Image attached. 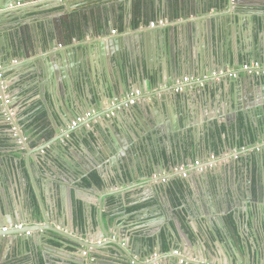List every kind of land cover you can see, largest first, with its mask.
Instances as JSON below:
<instances>
[{
  "label": "crops",
  "instance_id": "obj_1",
  "mask_svg": "<svg viewBox=\"0 0 264 264\" xmlns=\"http://www.w3.org/2000/svg\"><path fill=\"white\" fill-rule=\"evenodd\" d=\"M53 1L26 0L24 3H27L29 7L25 9L24 15L29 17L28 19H21L20 17L15 19L20 12L0 14V21H2L0 26V48H4L3 50L0 49V74L2 76L1 80L5 84L3 91L11 101L9 109L15 113V123L18 125L22 141L26 143L27 147V149L23 148L17 138L8 137L7 130H11L12 126L0 132L2 136L9 138L10 147H15L0 151V166H6L8 172L7 161L11 164L12 160L18 159L22 169V180H20L19 184L22 190L20 189L19 195H17L22 202L21 207H24L23 211L33 208L32 202H34V207L36 208L33 209H37V212H39L35 194V191H37L50 220H56L59 216V213L55 210L56 204H54L51 197L52 193L49 190L55 189L60 182L55 176H49L47 180L43 179L37 164L38 155L45 156L47 152L55 153L58 151L63 156V150L70 149L74 155H77V160L70 162L74 168L75 165L81 166L82 162L90 167L92 176L96 175L101 181V177L110 178L108 174L112 167L108 164V160L102 158L98 166L93 165L90 161L93 153L91 146L85 143L86 154L80 152V147L76 143L78 135L76 132L71 134V139L68 136L57 139L60 135L54 137V134L52 136L48 134L51 132L50 119L52 117L51 120L55 123L60 110L58 106L52 108L46 105V102L48 103L49 101L48 94H46L47 101L39 94V85L42 82L41 76L36 72V68L40 66L39 58L41 57V62L46 68L52 69L57 66L56 59H49L53 57L50 54L56 53L63 47L55 42L52 45L43 44L41 47H37V45L40 44L41 40H45L47 33L51 28H54V20L56 21L60 16L65 15V10L62 6L68 3L74 6V9L70 8L68 24H63L64 31L69 32L68 35H64L66 48L77 51L78 55L76 58L83 64L82 66H85L86 62L92 59L91 45L97 41H106L118 35H132V37H129V43H131L134 58H142L143 52L142 48H140V43L137 40L138 45H136L133 38L137 35L135 38L138 39L139 34L137 33L149 32L154 34V37L151 36L149 39L150 46L149 43L147 45L146 59L149 60V71L164 78V82L159 85L149 83L146 89L143 87L138 88L135 93L139 92V95H137L134 105L127 104L123 108H118L116 111L103 116L101 115L102 112L111 110L116 104L115 100L106 101L102 108L97 106L95 92H98V87L94 84L93 76L90 81L88 80L89 85H91V88H89L91 96H88L87 91H84L85 89L81 84L77 85L73 97L74 100L72 101L75 102L74 109H76L78 118L72 120L70 125L74 122L76 127L79 123L93 117L95 119L91 122V125L92 128L93 126L96 128L98 123L103 124L104 119L115 122L113 118L118 116L120 122L116 124L117 127L115 125L117 128L115 129L119 134L117 137L119 142L126 147L129 146L130 141H136L139 145L142 143L141 138L134 131V125L139 120L142 121L148 131L150 124L152 125V130L149 133L151 135L154 134V140L151 141L154 142V145L151 147L154 148L159 145L160 151H164L166 154V161L163 166L154 151V159L157 165L156 172L158 174L153 173L152 179L154 177L166 178L164 184L161 181L156 184L166 188V193L174 209L169 208V204L165 202L166 199L156 192L154 184L148 187L134 184L132 188H125L124 184H119L115 180H108L107 184L102 182L103 188L101 189L92 187L94 192H80L81 197L87 202L88 206H95L92 209V219L94 221L97 220V197L108 194L107 188H110L111 193L118 191L116 195L106 197L108 208L102 211V216L104 221L109 218L110 221L118 224L121 237H126L129 233V236H132L131 241H143L146 236L150 237L156 232L155 228L159 224V229L162 228V233H165L166 236L164 242L167 252H162L161 249L160 255L156 258L160 259L158 264H165V258L170 255L172 246L168 244L169 237L167 231L165 232L164 230V224L171 222L174 231L180 238V241H174V251H178L181 257L187 258L190 262L208 264L207 259L201 262V254L197 250V245H195L197 240L194 237L189 240L186 239L185 234L180 230L179 222H182L187 227L189 219L190 224L195 229H198L204 221H210L211 217L223 219L224 221L227 216L230 217L226 197L231 191L238 188L237 185H240L241 191H246L248 177L245 173L243 174V171L234 170L231 172L228 171V168H235L238 161L246 166L247 159L245 158L248 156L249 160L253 161V165H256L252 166V172H254L253 180L262 179V183L264 181V129L262 130V135L258 136V142L255 143L254 138L252 143H248L247 134L244 130L246 127L245 115L238 116V127L232 121L229 122L228 126L223 124L232 113L236 112L237 104L240 106L241 101H245L249 110L252 103H256L254 101L256 87L252 85V90L248 91L241 80H236L237 76L240 79L244 77L246 72L252 76V79L261 77L254 72L250 73L243 69L245 65L256 63L246 58L241 59L240 63H238V51L241 50V45L238 47L233 36L229 42L225 36L227 33L223 31L220 33L218 29L219 17L216 11H211L210 15L206 17H198L196 13V16H192V10L188 9L182 18L178 15L176 4L172 3L169 7H174L173 14L172 11L167 14V16H171H160L155 20L149 21L145 26V23L140 19L141 6L135 0L134 2L132 0L131 9L128 6V0ZM190 1H196L195 3H197V0H182V3L188 4ZM260 1L264 4V0ZM259 9L263 11L264 15V8L259 7ZM252 12H255V10ZM134 21H138L136 28L133 27ZM159 22H162L163 25H160ZM153 23L155 25L151 27L150 24ZM112 31H116L115 34H112ZM16 47L23 48L24 52L28 51V58L19 57L16 52L14 58H10V50L14 48L16 51ZM26 47L27 49L25 50ZM242 47H246V45ZM250 48L251 44H248V49ZM259 66L264 68V66ZM175 68L183 69L184 74L175 78ZM149 71H146V75ZM230 77L233 81L229 80ZM186 78L187 80H184ZM221 86L224 87V90H221ZM258 93L264 96L262 91ZM59 96L61 98L63 95ZM129 96H127V101L130 99ZM141 96H144L143 102L138 101V97ZM90 101L94 103V108L91 106ZM59 105L62 110L68 106L61 99ZM137 105L143 110L141 114L133 112ZM147 108L148 111L146 110ZM3 111L0 108V114ZM250 113L252 118L248 126L252 131V121L256 124L261 122L254 118L255 113L253 111ZM79 119L85 120L78 121ZM7 123L5 116L0 115V128L9 125ZM120 124H122V129H119ZM71 127L69 126V129H72ZM33 128L39 132L32 135ZM158 128H163V135L166 132L168 135L167 139H160L161 134L156 132ZM89 129L90 127L87 126L86 130L89 131ZM258 132L261 134L260 129ZM216 138L219 143L213 144L212 153L207 152L204 147H202L199 155L189 152L192 142L203 146V144H211L212 139L216 142ZM40 145L44 149L34 153L41 147ZM18 147L21 148L18 149ZM171 149L174 151L175 158L172 157ZM253 149H256V155L250 159ZM26 151L29 153L26 154ZM30 153H34L32 160L26 163L24 157ZM177 154L179 156L178 160H176ZM64 156L66 157V155ZM259 159L263 161L262 166L258 164ZM196 163L205 166L200 170H195L199 166L195 165ZM261 167L262 170H259ZM97 169H100L99 172ZM0 174L2 175V177L0 175V200L3 205L6 204L5 206H7V204L13 202L15 197L13 192V197L9 192L12 180H10V177L3 176L1 168ZM86 180L90 179L85 178L84 181ZM24 183L26 186H23ZM251 185L253 186V191H255L254 184L252 183ZM13 187L12 184V190ZM69 189L71 190L73 204V227L68 225V228L71 229L73 237L87 243V240H85V237H87L86 232L81 229L75 219L76 206H80L82 210V203L74 197L73 188L69 186ZM120 191L124 192L120 194ZM177 191L181 193L180 198ZM109 199H114L115 201L109 204ZM123 199L130 206L129 209L135 207L127 211V213L131 214V217L127 220L126 217L116 214L124 209ZM250 206L252 208L258 206L260 211L257 215L258 221H264V200L251 202ZM141 211L145 214L141 215ZM61 212L63 213V209H61ZM83 218V221H90L88 213H83ZM125 221H127L126 224ZM158 221H162V223ZM204 242L207 243V241ZM130 246L133 248L134 243ZM16 249V246L15 251L14 248L10 249L8 254L10 258L12 256L18 258L17 262L21 261L19 257L25 258L26 261L30 259V255L26 254L25 251L19 252ZM84 251L86 252V249ZM259 251H261L262 258H264V236L260 238ZM7 252L4 253L7 254ZM72 252L73 250L71 249H67L65 252H51L49 257L55 259L52 264L83 260L84 254L82 252L80 255H73ZM3 256L5 255L3 254ZM98 256L99 258H90V261L94 264H117V260L113 256H104L103 252H98ZM59 260L61 261L59 262ZM180 262L182 263V261Z\"/></svg>",
  "mask_w": 264,
  "mask_h": 264
},
{
  "label": "water",
  "instance_id": "obj_2",
  "mask_svg": "<svg viewBox=\"0 0 264 264\" xmlns=\"http://www.w3.org/2000/svg\"><path fill=\"white\" fill-rule=\"evenodd\" d=\"M56 1L57 0H54L53 2ZM24 2H26V0H0V14L20 12L15 19L19 17L21 19H28L29 17L24 15V12L29 6L24 8H10L11 5ZM135 2L141 6L140 19L145 23V26L149 21L155 20L163 15L167 16L170 11H172L173 14L174 7H169L172 3L176 4L178 15L182 18L188 9H190V11L192 10V16H196V13L198 17H206L210 15L211 11H216L219 17L218 29L220 33H222V31L226 32L227 35H224L229 42L232 40L233 36L238 47L241 45V50L238 51V63H240L241 59L246 58L249 61L264 66V15L263 11L259 9V7L264 8V4L261 3L262 1L260 0H197V3H195L196 1H190L188 4H183L182 0H135ZM128 3L131 9L132 0H128ZM62 7L65 10V15L60 16L56 21L54 20V28H51L46 35V39L41 40L40 44L37 45V47H41L43 44L52 45L55 42L57 45L63 47V49L56 51V53L50 54L53 57L49 59H56L57 66H54L52 69L46 68L41 62V57L39 58L40 66L36 68V72L41 76L42 82L41 85H39V94L43 96L45 101H47L46 94H48L49 101L48 103L46 102V105L52 108L58 106L60 110L58 119L55 120V123L52 122L51 117V132L48 134L51 136L54 134V137L60 135L57 139L64 138L65 136L71 139V134L76 132V134H78L76 143L80 147V152L86 154L85 143L91 146L93 157L91 156L90 161L93 165L98 166L102 158H104L108 160V164L112 167L108 174L110 178L101 177L104 184H107L108 180H115L119 182V184H124L125 188H132L134 184H141V186L147 187L154 184L156 192L166 199L165 202L169 204V208L174 210L173 204L166 193V188L159 185L157 186L156 184L161 180H166V178L155 177L152 179L153 173L158 174L156 172L157 165L154 159V151L157 153L163 166L166 161V154L164 151H160L159 145L154 148L151 147L154 145V142H151L154 140V134L151 135L149 133V131L152 130L151 124L148 131L142 121L139 120L137 124L134 125V131H136L138 137L141 138L142 143L139 145L136 141H130L128 147L119 142V138L117 137L119 134L116 131V124L120 122L118 116L113 118L115 122L104 119L103 124L101 125L98 123L96 128H94V126L92 128L91 122L95 119L92 117L85 122L79 123L75 128L69 129L70 122L78 118L75 111L76 109H74L75 102L72 101L74 100L73 97L77 85L81 84L85 89L84 91H87L88 96H91L89 92L91 91L89 89L91 85H89L88 80L90 81L92 76L94 77V84L98 87V89L96 88L98 92H95L97 106L102 108L103 104L108 100H115L116 102L111 110L103 111L101 114L102 116L126 106L128 104L127 96L134 94L138 88L143 87L146 89L149 83L159 85L164 82L163 76L153 74V72L149 71V60L146 59L148 51L147 45L151 36L154 37V34L149 32L137 33L139 34L138 39L135 38L137 35L134 36L133 39L136 45H138V40L140 48H142V58H134L133 49L131 43H129V37H132V35H118L106 41H97L91 45L90 50L92 59L86 62L85 66H82L83 64L76 58L78 55L77 51L75 49L66 48L64 36L65 34L68 35L69 32L64 31L63 24H68V14L71 11L70 8L74 9V6L66 3ZM253 10H255V12H252ZM1 25L2 21H0V26ZM248 44H251L250 49H248ZM244 45H246V47H242ZM0 49L3 50L4 48ZM26 49L27 47L25 50ZM15 52L19 57L24 56L28 58V51L24 52L23 48L20 47H16V51L14 48L10 50V58H14ZM146 71H149L147 75ZM182 74H184L183 69L175 68V78ZM229 80L233 81L231 77ZM236 80H241L243 86L247 88L248 91L252 90V85L256 87L255 98L253 97L256 103L253 102L249 110L245 101H241L240 106L237 104L236 112L232 113L223 124L228 126L229 122L232 121L234 125L238 127V116L245 115L246 127L244 130L247 134L246 138L249 142V140H251V135H254L256 143L259 139L258 136L262 135V130L264 129V96L258 93L260 91L264 93V76L252 79V76L246 72L244 77L240 79V77L237 76ZM4 85L5 84L0 79L1 96L4 95ZM222 89L224 90V87L221 86V90ZM59 95L63 96L60 98ZM60 99L68 105L64 107V110H62V107L59 105ZM86 99L88 100L87 96ZM143 99L144 96L138 97V101L140 100L143 102ZM90 103L94 108V103L92 101H90ZM0 108L7 113L8 108L3 104V100H0ZM146 110L148 111V108ZM141 111L143 112L139 105L133 110V112L137 114H141ZM252 111L255 113L254 118H257V121L259 120L262 124H256L252 121L251 125L253 126V130L251 131L248 125L252 118V114L250 113ZM0 115H3V113ZM7 124L18 128V125L13 120ZM87 126L90 127L89 131L86 130ZM121 126L122 124H120L119 129L123 128ZM157 126L160 127L159 124H157ZM259 129L261 134L258 132ZM7 132L9 138H17L22 147L27 149L26 143L22 141V136L19 131L16 136L13 134L12 130H7ZM38 132V130L33 128V135ZM156 132L161 134L160 139L163 138L165 140L168 138L166 132H164L163 135V128H158ZM102 137L105 141H102ZM215 143H219L217 138L216 142L212 139L211 144H203V146L196 144V142H192L189 152H194L199 155L202 147H204L207 152L212 153L213 144ZM40 146L41 147L34 153L44 149L42 145ZM20 148L21 147H18V149ZM170 152L172 157L175 158L174 151L171 149ZM28 153L29 152L26 151V154ZM34 153H30L24 157L26 163L32 160V155ZM63 154L66 155V157L64 155L62 156L58 151L55 153L47 152L45 156L38 155L37 157V164L41 170L43 179L47 180L49 176H55L60 182L55 189L49 190V192L51 191L52 193L51 197L54 204H56L55 210L59 213L56 220H50L37 191H35V194L39 205V212L36 213L35 209L32 207L29 208L30 210L23 211L24 207H21L22 202L18 196L20 189L22 190L19 185L20 180H22V169L18 159L15 161L12 160L11 164L7 161L10 180L12 179V184L14 186L12 190V184L10 185L11 188L9 192L11 195L13 192L15 197L13 202H10L7 206H5L6 204L3 205V202L0 200V228L18 223L23 224V227L18 231L9 230L5 233L0 232V251L6 253L8 250L7 254L4 253L5 257L8 256L10 249L14 248L15 251L16 246V250L19 252L25 251L26 254L30 255L32 264H52L55 259L49 257L51 252H65L70 248L73 250V255H80L82 252L84 258L82 261L72 260L69 263L64 262L63 264H94L90 261V258H99L98 252H103L104 256H113L117 260V264H158L160 259L156 257L160 255V236L163 232L162 228L159 229V224L155 228L156 232L152 236L150 235V237L146 236L143 241H131L132 236H129V233L126 237H121L118 224L110 221L109 218H106L104 221L102 216V211L108 208L106 197L109 195H116L118 192L115 191V193H111L110 188L106 189L108 194L97 197V220L94 221V219H92V209L95 206H88L80 193L81 191L94 192L92 186L86 187L84 183L85 178L91 179L92 177L90 167L81 162V166L75 165L74 168L70 162L77 160V155H74L73 151L70 149L63 150ZM68 154H70L71 157L68 156ZM254 155H256V149L251 151L250 159H252ZM178 157L177 154L176 160H178ZM245 159H247L246 166L238 161L235 168H228V171L231 172L234 170L243 171V174L245 173L248 177L246 191H241L240 185H237L238 188L231 191L226 197L228 200L227 205L228 211L230 210V217L227 216L225 221L223 219L211 217L210 221H204L198 229H195V227L190 224L189 219L187 221V227L184 226L182 222H179L180 230L185 234L186 239L189 240L191 237H194L197 240L195 245H197V250L201 254V262L207 259L208 264H264V258H262L261 251H259L260 238L264 236V221H258L257 215L260 212L258 206L255 208L250 206L251 202L264 200V186L262 179L253 180L252 176L254 172H252V166L255 164L253 165V161L249 160V156ZM258 164L262 166V159H259ZM204 166L205 165H199L195 170H200ZM5 170L6 166H2L1 171ZM99 170L100 169H97L98 172ZM259 170H262V167ZM103 174L104 172L102 176ZM112 177H114V179H112ZM252 183L254 184L255 191H253ZM23 186H26V184L24 183ZM69 186L73 188L76 200L82 203V212L90 215V221H84V228L82 229L86 232L87 237H85V240H87V243L79 238L73 237L71 229L68 228V225L73 227V204ZM122 192L124 191H120L119 193L122 194ZM177 194L180 198L181 193L177 191ZM123 201L124 209L116 214L126 217L127 220L131 217V214L127 213L130 206L125 199H123ZM61 209H63V213ZM141 212V215L145 214L143 211ZM126 222L127 221H125V224ZM158 222L162 223V221ZM164 230L165 232L167 231L169 244L172 246L170 255L165 258V264H199L188 261L187 258L181 257L180 254H178V256L172 255L174 251V241H180V238L174 231L171 222L164 224ZM147 238H154L155 246L153 251L149 250L144 241ZM204 241H207V243ZM132 243H134L133 248L130 246ZM192 247L194 246L192 245ZM85 249L86 252L84 251ZM60 261L61 260H59V262ZM180 261H182V263H179Z\"/></svg>",
  "mask_w": 264,
  "mask_h": 264
},
{
  "label": "built area",
  "instance_id": "obj_3",
  "mask_svg": "<svg viewBox=\"0 0 264 264\" xmlns=\"http://www.w3.org/2000/svg\"><path fill=\"white\" fill-rule=\"evenodd\" d=\"M28 4L27 3H17V4H15V5H11L10 6V8L11 9H13V8H24V7H26ZM159 24L160 25H163V23L162 22H159ZM154 23L153 24H150V26L151 27H154ZM115 32L116 31H112L111 33L112 34H115ZM244 70H246V71H249L250 73H252V72H254V73H256L257 74V76H264V68H261L259 65H257V64H250V65H245L244 66V68H243ZM1 74H0V79H1ZM184 80H187V79H184ZM178 89H180V88H178ZM4 90V89H3ZM181 90V89H180ZM176 91H178L177 89H176ZM3 93H4V91H3ZM137 95H139V92H136L135 94H131L130 96H129V98L130 99H128V104H130V105H134L135 104V102H136V97H137ZM0 100H3V104L5 105V106H7V108H8V111H7V113H5L4 111H3V115L5 116V119H6V121L9 123L11 120H13V121H15V113H14V111H12L11 109H9V106H10V99H9V97H7V95H5V93H4V95H0ZM83 120H85V119H79L78 121H83ZM75 125H76V123H72L70 126H72L71 128H73V127H75ZM11 130H12V132H13V134L16 136L17 135V132H18V128H16V127H13L12 126V128H11ZM195 165H200L199 163H196ZM155 178V177H154ZM161 182L162 183H165L166 182V180H161ZM22 227H23V224H21V223H18V224H15V225H9V226H3V227H1L0 228V232H3V233H5V232H7V231H9V230H21L22 229ZM178 254H179V252L178 251H173L172 252V255H174V256H178ZM181 263V262H180Z\"/></svg>",
  "mask_w": 264,
  "mask_h": 264
},
{
  "label": "trees",
  "instance_id": "obj_4",
  "mask_svg": "<svg viewBox=\"0 0 264 264\" xmlns=\"http://www.w3.org/2000/svg\"><path fill=\"white\" fill-rule=\"evenodd\" d=\"M137 26H138V21H134L133 22V27L136 28ZM10 127H11L10 125H6L3 128H0V132L9 129ZM37 138H38V136H37ZM254 138H255L254 135H251V140H249L248 143H250V142L252 143V141L254 140ZM8 139H9L8 137L2 136L1 133H0V151L5 150V149H10V148H15L14 146L13 147H10V145L8 143ZM18 155H20V154H18ZM84 183H85V186L86 187H91L92 186V187H97L99 189L103 188L102 181L96 175L92 176V178L90 180L84 181ZM113 201H115V200L114 199H109V204H111ZM32 203H33L32 204L33 205V208H36V207H34L35 206L34 202H32ZM134 208H130V209H128V211L129 210H132ZM35 211H36V213H38L37 212V209H35ZM75 219L77 220L76 222L80 225L81 229H83L84 228V223H85L83 221L84 220V218H83V212L80 209V206H78V205L76 206V210H75ZM160 240H161V249H162V252H167V247H166L165 242H164L166 240L165 233H162L161 234ZM144 241L146 242L149 250L150 251H153L154 250V246H155L154 245V238H147ZM18 264H23V262H19Z\"/></svg>",
  "mask_w": 264,
  "mask_h": 264
},
{
  "label": "flooded vegetation",
  "instance_id": "obj_5",
  "mask_svg": "<svg viewBox=\"0 0 264 264\" xmlns=\"http://www.w3.org/2000/svg\"><path fill=\"white\" fill-rule=\"evenodd\" d=\"M2 166H4V165H2ZM2 166H0L1 169H2ZM2 172H3V176L5 174V176L10 177V174L8 173L9 171L7 172V167H6V170L5 171H2ZM263 186H264V181H263ZM3 254L4 253H0V264H18L19 263V261L17 262V260H19L18 258L14 257V256L12 258H10L9 256H6L5 257V256H3ZM19 258H20L21 261H23V264H24V262H25V264H32L31 263V261H32L31 260V257L27 261L23 257H19Z\"/></svg>",
  "mask_w": 264,
  "mask_h": 264
},
{
  "label": "bare ground",
  "instance_id": "obj_6",
  "mask_svg": "<svg viewBox=\"0 0 264 264\" xmlns=\"http://www.w3.org/2000/svg\"><path fill=\"white\" fill-rule=\"evenodd\" d=\"M187 79V78H186ZM237 127V126H236ZM241 138V137H240ZM231 139V138H230ZM247 142H248V140H247ZM246 143V142H245Z\"/></svg>",
  "mask_w": 264,
  "mask_h": 264
}]
</instances>
